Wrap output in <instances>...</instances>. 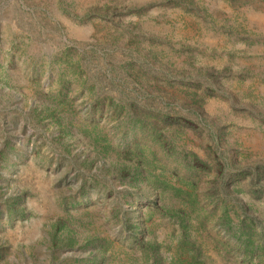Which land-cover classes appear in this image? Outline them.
I'll return each instance as SVG.
<instances>
[{
	"label": "rangeland",
	"instance_id": "obj_1",
	"mask_svg": "<svg viewBox=\"0 0 264 264\" xmlns=\"http://www.w3.org/2000/svg\"><path fill=\"white\" fill-rule=\"evenodd\" d=\"M0 264H264V0H0Z\"/></svg>",
	"mask_w": 264,
	"mask_h": 264
}]
</instances>
